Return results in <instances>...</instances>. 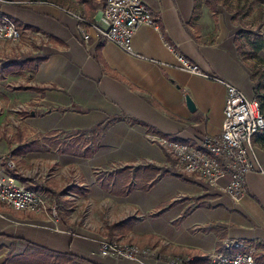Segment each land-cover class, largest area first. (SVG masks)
<instances>
[{
	"label": "crops",
	"instance_id": "1",
	"mask_svg": "<svg viewBox=\"0 0 264 264\" xmlns=\"http://www.w3.org/2000/svg\"><path fill=\"white\" fill-rule=\"evenodd\" d=\"M144 1L156 26L137 27L132 53L100 40L88 25V38L79 34L80 18L97 21L104 0L0 4L1 12L18 25L20 38L34 43L39 41L36 35L44 38L36 44L43 53L30 48L0 57L45 56L33 72L8 70L0 79L7 82L18 76L23 79L16 88L45 87L42 93L19 89L28 98L21 128L29 134L27 140L53 131L84 130L82 135L77 132L69 151L47 144L44 150L20 155L49 169L44 177L37 178L38 173L33 177L57 202L60 230L47 227L48 219L41 213L0 206V264H169L166 258L172 256L189 259L186 264H208L211 250H236L222 247L227 238L250 242L255 260L264 264L262 130L252 138L255 168L247 174L245 194L236 202L215 185L183 174L153 137L195 144L202 135L220 134L224 82L254 96L250 60L241 59L235 45L237 31L245 26L237 27L232 14L217 7L209 11L206 3L193 19L194 0ZM246 28L264 40V17L256 30ZM177 55L196 64L200 72L183 70ZM185 94L193 100L194 110L188 108ZM14 139L17 144L26 141L22 135ZM31 170H25L27 176ZM163 204L167 207L154 214ZM112 239L154 248L159 258L139 262L101 255L100 242Z\"/></svg>",
	"mask_w": 264,
	"mask_h": 264
},
{
	"label": "built area",
	"instance_id": "2",
	"mask_svg": "<svg viewBox=\"0 0 264 264\" xmlns=\"http://www.w3.org/2000/svg\"><path fill=\"white\" fill-rule=\"evenodd\" d=\"M3 1L0 0V4ZM80 19L77 29L84 40L88 38L85 30L88 25L94 28L100 40L111 41L128 53H132V38L139 25L156 26L155 18L144 0H104L97 21ZM19 37L20 31L14 21L0 10V39L16 41ZM167 47L172 49L169 45ZM177 58L183 70L200 72L196 64L180 55ZM224 84L226 97L220 134L202 135L196 138L195 144L171 136L153 137L173 156L183 174L194 175L215 185L236 202L244 196L247 174L255 168L252 138L264 128V117L254 96L248 97L231 83ZM10 169H16L13 155L11 152L0 154V206L41 213L48 219L47 227L60 230L57 202L47 194L27 187L9 173ZM258 169H261L259 164ZM221 243L223 248L234 247L236 250L232 253L211 250L207 254L208 264H260L253 256L250 242L227 238ZM242 247L246 249L240 250ZM99 253L139 262L145 257L159 258L154 248L117 239L102 240ZM188 260L180 256L166 258L169 264H186Z\"/></svg>",
	"mask_w": 264,
	"mask_h": 264
},
{
	"label": "rangeland",
	"instance_id": "3",
	"mask_svg": "<svg viewBox=\"0 0 264 264\" xmlns=\"http://www.w3.org/2000/svg\"><path fill=\"white\" fill-rule=\"evenodd\" d=\"M239 4L243 5L245 15H243L242 20L240 21L237 17H232L234 19L233 21H235L233 23L239 28L245 26L256 30V26L259 23V16L262 14L264 17V0H227L226 4L219 0L215 3V6L221 11L236 15L235 7ZM206 6L209 11H212L209 5L206 4ZM17 40L19 43L15 44L10 43V40H7L6 43L0 40V57L11 51L20 52L21 50H27L30 48L37 50L39 53H43V48L36 46V44L44 42V38L36 35L35 40H39L37 43H34V41H31L29 38L19 37ZM22 79V77L17 76L14 79L10 78L7 82H0V154L9 153L12 148L18 145L14 139L18 134L22 135L26 140L29 136L28 133H24L25 131L23 132L21 129L24 124L23 119L26 116V114L23 113L25 110L24 108H28V106L24 104L28 101V98L21 96L20 90L15 87ZM76 136L77 132L74 130L56 132L52 135L48 146L54 148L56 146H53V143L58 141V143H60L59 148L65 147V144L68 143L74 148L77 138ZM13 159L16 163L17 170L23 165L22 173L25 175H27L25 170L30 169L31 167L34 168V170L29 172V175L32 177L38 173L37 178H41L49 172V169L43 167L42 162L40 164L36 162H26L27 159L21 158L20 155L13 156ZM39 159L43 160L42 156H40ZM40 186L37 190L43 193L44 191ZM44 186L50 187L47 183H45Z\"/></svg>",
	"mask_w": 264,
	"mask_h": 264
},
{
	"label": "trees",
	"instance_id": "4",
	"mask_svg": "<svg viewBox=\"0 0 264 264\" xmlns=\"http://www.w3.org/2000/svg\"><path fill=\"white\" fill-rule=\"evenodd\" d=\"M218 1L219 0H194L192 18L196 19L199 16L201 5L203 2L208 4L212 9H215V3ZM220 1L226 4L227 0ZM235 8L236 15L232 14V17H237L240 21L242 20L243 15H245V10L243 9V5L241 4L236 5ZM262 18L263 16L261 14L259 16V22L262 21ZM15 25L18 27L17 24ZM235 45L240 58L250 60L249 74L251 80L253 81L254 97L258 100L260 113L264 117V57L261 55V51L264 47L263 37L259 32L252 31L250 28L244 27L237 31V36H235ZM43 59H45V56L33 53H13L7 55L5 58H0V79L3 78L4 72L8 70L26 69L33 72L36 68V65ZM17 88L31 89L40 93H42L45 89V87L23 85H18ZM23 113L28 114V111L25 109ZM83 131L84 130H78L77 132L79 133V135H82ZM53 132L38 134L32 139L26 140L16 145L14 148H12L11 154L13 156H18L24 155L31 151L44 150L47 147L46 145H49L52 135L56 133ZM261 134L264 137V128L262 129ZM17 136H20V134H18ZM59 144L60 143H58V141L53 143V146L58 147L59 151H69V149L72 148V146L69 144H65V147L59 148ZM148 166L143 165L142 167L147 168ZM9 173L21 182H23L29 188L37 189L40 186L34 180V177L27 176L17 169H10ZM166 207L167 205L164 204L159 206V208L157 209V211L154 212V214H158ZM31 247L36 248L33 245Z\"/></svg>",
	"mask_w": 264,
	"mask_h": 264
},
{
	"label": "water",
	"instance_id": "5",
	"mask_svg": "<svg viewBox=\"0 0 264 264\" xmlns=\"http://www.w3.org/2000/svg\"><path fill=\"white\" fill-rule=\"evenodd\" d=\"M185 101H186V104L190 110L195 109L194 102L188 94H185Z\"/></svg>",
	"mask_w": 264,
	"mask_h": 264
}]
</instances>
